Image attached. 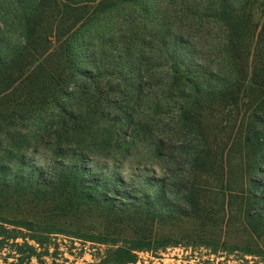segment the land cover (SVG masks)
<instances>
[{
    "label": "trees",
    "instance_id": "1",
    "mask_svg": "<svg viewBox=\"0 0 264 264\" xmlns=\"http://www.w3.org/2000/svg\"><path fill=\"white\" fill-rule=\"evenodd\" d=\"M125 1L0 0V252L10 251L8 264H57L46 258L60 234L118 247L120 263H135L141 252L181 245L168 221L193 218L205 231L240 224L245 253L264 256V2L166 0L178 34L188 17L218 24L217 55L227 68L196 65L187 51L171 57L163 93L204 143L173 161L174 179L136 168L128 180L91 161L99 153L124 160L138 152L137 138L152 136L136 111L145 85L133 68L110 79L97 64L83 68L76 39L81 26ZM12 26L21 41L8 38ZM162 146H151L156 157ZM91 220L96 226L83 229Z\"/></svg>",
    "mask_w": 264,
    "mask_h": 264
},
{
    "label": "rangeland",
    "instance_id": "2",
    "mask_svg": "<svg viewBox=\"0 0 264 264\" xmlns=\"http://www.w3.org/2000/svg\"><path fill=\"white\" fill-rule=\"evenodd\" d=\"M171 15L166 0H126L81 26L76 36L83 68L91 69L93 63L97 64L108 79L115 70L126 72L133 68L135 76L145 85L144 94L136 103V111L139 123L152 136L145 137L144 142L141 137L137 138L138 152L124 160L123 155L101 156L102 153H99L91 161V166L97 172H117L129 180L137 168V174L153 176L151 171H154L157 176L165 177L164 174H168L174 179L176 175L169 171L174 166L173 161L185 160L202 148L204 138L198 126H189L184 122L178 110L179 103L167 98L163 90L170 79L168 65L171 64V57L178 55V50L191 52V60L196 65L225 72L226 62L219 60L216 47L221 30L218 24L202 26L200 20L188 17L183 23V33L178 34L170 25L168 27V23L172 22ZM7 36L14 43L21 41L17 26L9 28ZM178 36L185 43L180 42ZM85 82L90 84L89 80ZM208 119L212 121L213 117ZM215 121L212 128L219 124ZM159 140L163 144L164 157L161 158L151 150V146ZM209 140L219 143L214 136ZM36 159L41 164L45 160L41 153ZM145 169L150 171L146 172ZM210 200L217 202L216 197ZM186 209L190 215L192 210ZM214 211L217 209L214 208ZM91 222L87 221L83 229H93L96 225ZM195 223L193 218H187L182 223L178 220L168 221V236L178 234L177 240L181 245L170 246L160 253L141 252L137 262L127 264H264V256L255 257L245 253L249 244L245 232L240 230V224L231 222L224 227L219 222L205 231L198 229L199 225ZM48 243L52 257L46 260L50 263L54 260L57 264H123L120 263L119 254L115 253L118 247L60 234L53 235ZM237 246L240 250L234 251L233 247ZM9 253L8 249L0 252V264H8L6 257Z\"/></svg>",
    "mask_w": 264,
    "mask_h": 264
}]
</instances>
